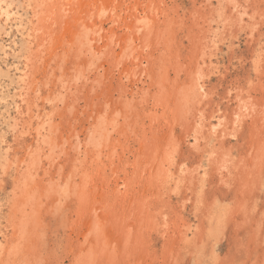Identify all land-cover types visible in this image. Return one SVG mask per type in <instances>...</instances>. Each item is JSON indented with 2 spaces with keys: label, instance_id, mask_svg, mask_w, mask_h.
Returning <instances> with one entry per match:
<instances>
[{
  "label": "bare ground",
  "instance_id": "bare-ground-1",
  "mask_svg": "<svg viewBox=\"0 0 264 264\" xmlns=\"http://www.w3.org/2000/svg\"><path fill=\"white\" fill-rule=\"evenodd\" d=\"M20 1L0 0V37L9 33L3 28L16 14L12 11L13 6L20 4L23 10L30 13L28 24H33L31 38L36 40L33 41L35 54L32 55L34 50L30 52L31 61L29 63L26 59L22 68L19 67L22 58L15 55L13 48V60H18L16 65L6 64V59L0 60V92L7 80L15 85L12 88L16 92L13 107L20 119L13 118L16 138L31 136L35 144L33 149L31 142L25 146V154L20 161L17 160L11 167L8 162V167L2 168L4 172L9 167L15 170L14 188L21 190L8 221L12 223L9 224L12 227L9 249H13L8 250V255L14 256L18 252L16 248L20 245L25 209H37L38 200L54 196L50 201L52 206L61 205L63 201L66 205L74 203L73 209L77 212L74 220L68 219L70 234L68 232L67 237L72 242L70 249L74 247L77 252L73 264H97L100 247L108 257L104 261L106 264H114L111 261L131 264L134 259L143 262L139 256L144 257L151 248V230L164 242V255L169 257V261L177 262L182 252L204 258L203 251L209 244L212 246L210 258L215 259V247L224 237L228 217L234 216L238 210L221 203L219 198L220 201L208 197L204 189L207 182L214 183L218 189L233 188L232 191L239 196L251 197L259 189L255 188V180L263 174L264 13H249L250 0H190L194 7L191 27L195 29L191 38L193 47L191 50L189 47L190 66L186 81L183 80L185 83L177 84L175 82L179 77L174 79V93L170 95L171 91L162 94L167 80L156 78L157 59L154 55L158 50V40L164 37H157L162 19L168 25L167 33H173V26L170 29V25L179 20L178 6H169L176 0ZM241 37L250 48L248 61L253 77L246 79V85L234 86L223 96H217V88L214 92L209 90L206 82L213 76L222 75L216 58L218 47L222 45L232 52ZM167 38L170 40L169 36ZM27 71L31 74L28 75ZM162 71L160 73L165 70ZM161 77L165 78L164 74ZM44 78L46 81H41ZM255 80L259 81L258 87ZM10 87L12 85L5 86L7 90ZM151 89L159 90L157 95H166V98L159 103L157 95L150 93ZM194 92L196 94L192 96ZM213 95L219 100L213 102ZM77 96L80 100L76 99ZM2 101L4 103L6 99L0 98ZM80 101L84 102L82 110L77 108ZM150 101L152 105H161L160 116L156 115L154 108L148 110ZM222 103L226 104V108L221 111ZM49 109H56L54 112L58 121ZM207 111L208 116L205 115ZM167 114L169 116L165 118ZM117 117L122 120L118 121ZM138 118L141 120L139 124H142L141 135L134 137L139 141L138 149H122L117 154L121 138L114 135L120 134L129 140L127 133L134 135L135 125L134 122L129 124V120L139 122ZM248 121L251 126L247 128L249 135L245 156L243 154L234 165V156L225 149V145L237 138L242 125ZM20 126L25 131H20ZM177 128L180 129L179 134L176 133ZM82 136L84 139L81 141ZM5 145L1 137L0 161L6 162L8 149ZM185 145L195 157L191 169L182 162H176L175 155H179ZM58 153L63 156L62 159L59 156L48 162L47 167L53 170L47 171L46 167L43 176L47 179L44 177L38 181L41 158H50ZM126 154H131L130 158ZM104 156L107 161L102 160ZM65 167L68 168V175L62 174ZM180 191L183 194L182 200L179 199L181 203L171 207L172 195ZM187 205L191 208L193 221L182 216ZM21 213L23 217H20ZM169 218L168 226L165 221ZM196 220L198 223L195 225L193 222ZM12 263L19 264L17 261Z\"/></svg>",
  "mask_w": 264,
  "mask_h": 264
},
{
  "label": "rangeland",
  "instance_id": "rangeland-1",
  "mask_svg": "<svg viewBox=\"0 0 264 264\" xmlns=\"http://www.w3.org/2000/svg\"><path fill=\"white\" fill-rule=\"evenodd\" d=\"M184 1L185 0H176V2H174V4H172V5L170 4L169 5L171 8H173L174 6L175 7L178 6L177 9L179 11L178 12V16H177L179 20L176 21L175 23H172L170 25V29L173 26V28L171 30L173 33H171V32L167 33L169 28H168V25L164 23L163 19L161 21V23H163L162 26L157 28V31L160 33L159 35H157V37L159 36V38H160V37L164 36L160 40H158V38L156 37L157 38L156 40H158V45H157L158 46V50L155 51V55H154L155 56L154 58L157 59V67L156 68H157V72L158 73H157V77L156 78L158 79L160 77L159 79L161 81L164 80V79L167 80V83L165 82L163 84V86H165V87H163L164 91H162V94H166L167 92L169 93L170 91H171L169 93L170 95H172L174 93L173 90H174V85L175 84L174 85H172V84L175 82L176 79H178V77H179V79L176 80L175 83H177V84L185 83L186 78H187L186 72L189 70V66H190V58H191V51L190 50L192 49L191 46L193 47V45L191 44L192 43V39L191 38L194 36V30H195L193 27H191L192 26L191 14L194 12V7H193V5H192L190 0H186L185 2ZM243 1H245V0H243ZM189 2H190V4H189ZM20 3H22V0L20 1ZM178 3H180V4H178ZM168 4H169V2H168ZM19 5L20 4L16 3V5L13 6L14 8L12 7L13 8L12 11L16 12V14H14V17H16V18L10 17V19L12 21L9 19L7 21V23H6V26H4L5 28L2 27L5 32H9V33H7L5 35L1 34V37H0V42H1L0 43V51L1 50L2 51L0 53V60L4 61V59H6V62H7L6 64H8V65L12 64L13 66L16 65L17 64L16 61H18V60H13V56L14 55L12 54V51H11V50L14 49L15 55H18L19 58H22V59L19 60V64H20L19 67L22 68L23 65H24L23 63L25 62L26 59H28L27 62L30 63V61H31L30 52L32 50H34L32 52V55L35 54L34 53L35 52V45H34L33 41H36V40L33 37L31 38V36H32V34H31L32 25L33 24H30V25L28 24V22L30 21V13L28 14V12L24 9L26 11L25 12L23 10V7L21 5L20 6ZM248 5L250 6V7H248V12H249V10L251 11L249 13H252V11L255 12V14L264 13V0H250L248 2ZM16 8H18V9H16ZM189 15H190V17H189ZM172 16H174V14ZM181 18H182V20H181ZM10 22H12V24ZM180 22H183V24L181 25ZM15 26H17V27H15ZM22 27L25 28V29H23ZM107 27H106V29H107ZM9 28H10V30H9ZM260 28L262 30L261 32H263V27L260 26ZM165 30H166V32H165ZM182 30H183V34H181ZM184 33L185 34L187 33L186 36L184 35ZM167 36H169L170 40L167 38ZM171 38H172V40H171ZM174 39H176V40H174ZM154 41H153V43H154ZM163 43H167V44H163ZM188 43H190V44H188ZM243 43H244V38L241 37V39H239L238 46L235 47L232 52H230V51L228 52L227 49L224 46H222V45H220L218 47L219 50H217V52H216V58L218 59V61H219L218 63L221 66L220 67V71H221L222 75L213 76V77H211V79L209 81L206 82V86H207V88L209 87L208 88L209 90L211 89V91L213 90V92H214V90L217 88V90H218L217 91V96H220V95L223 96L225 94V92H227L230 88H233L234 86L236 87L237 85L238 86L239 85H241V86L246 85V79L253 77L252 73H251L250 66H249V61H248L249 55H250V48H249V45H247V43H244V44ZM180 44L183 45V46L184 45H186V46L183 47ZM160 45H162V46H160ZM171 45H173V46H171ZM189 47H190V50H189ZM161 49H162V51H161ZM167 50H168V52H167ZM178 50L179 51L181 50V51L179 52ZM175 51H176V53H175ZM160 52L162 53V55H160L161 54ZM163 53H164V55H163ZM183 53H185V54H183ZM221 53H222V55H221ZM230 53H231V55H229ZM3 54H4L5 57L3 56ZM7 54H9V55L7 56ZM165 54L166 55H170V56H168L169 58L166 57ZM175 55L179 56V57L177 58ZM186 55H188V56H186ZM28 56H29V58H28ZM46 56H48V55H45V57ZM238 56H239V58H238ZM171 57H172V59H171ZM173 57H174V59H173ZM235 57H237V58H235ZM229 58L232 59V60H229ZM169 59H170V61H169ZM239 59H240L241 62L239 61ZM162 60H163V62H162ZM242 62H243V64H241ZM165 63H167V64H165ZM170 65H172V66H170ZM164 66L166 68H164ZM176 66L177 67L179 66V68H176ZM171 67H172V69H171ZM3 68L6 69L5 66H3ZM64 69L66 70L67 66L64 65ZM163 69L165 70L164 73H160V72H163L162 71ZM12 72L16 73L14 70ZM28 73H30V72L27 71V74ZM17 74H18V72H17ZM30 74H28V75H30ZM163 74H164L165 78L161 77ZM47 78H48V76L46 77V80H47ZM44 80H45V78L43 80H41V81L45 82L46 80L45 81ZM183 80H185V81H183ZM258 82L256 81V83H257L256 87H258V84H259ZM7 84L8 85H12V87H10L8 90L6 89L7 87L5 88V86ZM14 87H15V85L12 84L10 80L9 81L7 80V82H5L3 84V90L0 92V94L3 92L0 95V98L4 97L6 99V101H4V103H3V101L0 102V136L3 137V140H5V143L7 144L5 146H7L6 148L8 149L7 150L8 151V153H7L8 156H7L6 162H5V160L4 161L3 160L0 161V246L1 247L3 246L2 249L0 250V264H8V263L9 264H13L12 263L13 261H17V263H19V264H73L74 261H75V258H76L75 254L77 252L74 250V247L70 249V247H72V245H71L72 242L70 243V240L68 239L67 236L70 234V229H69L70 223L69 222H70V220H74V218L77 217V212L73 209L75 207L74 203H70V205L69 204L66 205V202L63 201V203H61V205H56V207H55V205L52 206L51 202H52V199L54 198V196H52V197L50 196L49 198L44 197V199H42L41 201L38 200V203L36 205L37 209L35 207L32 208L33 209L32 211H34V212L30 211V208H27L24 211L25 212L24 217H23L22 213L20 214V217H23L22 219L25 221L24 222V227L21 230L23 232H22L21 236L19 237V239H20L19 240V244H20L19 248H21V249H19L17 247L16 251H18V252L17 253L15 252L14 256H12V255L9 256L8 255V253H9L8 250H10V251L13 250L12 248L9 249L10 244H12V237H11V235H12V227L9 226V224L11 225L12 223H11V221L10 222H8V221L11 220V214L13 213V208L15 207V204L17 203V198L19 199L20 193H21V190L19 191V190L14 188V184H13L14 178H13V176L15 177V174H14L15 170L11 169L10 167L12 166V164H15L17 162V160L20 161L24 157L25 146L26 145H28L31 142L30 145H31V147L33 149V147H34L33 144H35V143H33L34 140L32 138H30L31 136L29 137L27 135L26 136L23 135L22 138H18V139L16 138L17 130L13 128V126H14L13 118H16V117L18 118V116H16L17 113H15V109L13 107V101L16 100L15 99L16 97L13 96V95H16V94H14V93H16L15 90L13 91ZM158 91L159 90H157V89H151L150 93L157 95ZM191 93H192V91L190 92V94ZM75 94H77V93H75ZM195 94L196 93L194 92V95H192V96H195ZM170 95H168V96H169V98L172 99L173 97L170 96ZM165 96L166 95H164L162 97L161 94L159 96L157 95L156 96V100L160 103V101H163V98ZM217 96H215V95L212 96L213 102H216V101L219 100V98ZM76 99L80 100V97L77 96ZM80 102H79V105L77 106V108L82 110L84 102L83 101H80ZM222 104L223 105L221 106V111L224 110V108H226V104H224V103H222ZM148 106H150V107H148V110H150L149 108H154L153 110L154 111L156 110V115L160 116V114H161L160 110L162 108L160 104L152 105V101H150L148 103ZM208 108H209V106H208ZM54 111L56 112V109ZM54 111H51V112H52L53 116L55 117V120L58 121V119L55 116L56 114H55ZM71 113H73V112L71 111ZM205 113L204 114L206 116H208L209 112L207 111ZM6 115L8 116V118H7ZM168 116L169 115L167 114V116H164V117L168 118ZM139 119L140 118H138L139 122H136L135 120L132 121V119L129 120V124H132V122H134V124H135L134 127H133L134 135H133V133H130V132L127 133L129 140L127 138L125 139L123 135H120V134L114 135V137L119 136L121 138V140L119 142V144H121V145H120V147L117 146V149H118L117 154H120L122 152V149L123 150L132 149V151L138 149L139 141H138V139L136 140V138H134V137H136V136L139 137L141 135L140 130L142 128L141 127L142 124H139L141 122V120H139ZM121 120H122L121 117L118 118V121H121ZM19 121H20V119H19ZM144 122H145V125L148 126V124H149L148 120H146ZM250 124H251V122L248 121L247 124L242 125V129L240 130L241 132L240 131L238 132L239 136L237 135V138H236L237 140L236 139L232 140L231 142H229L230 144L226 143V145H225V149L230 150L232 152L233 156H234V161H235L234 165H237L239 159L243 157V154L245 156L246 148H247V145H248L247 144L248 135H249V134H247V133H249L248 132L249 129H247V128H249V126H251ZM145 125H143V126L146 127ZM18 128H19L20 131L24 130L21 126L18 127ZM11 130H14L15 132L14 131L11 132ZM175 130H176V133L179 134L180 129L177 128ZM137 131H139V132H137ZM135 132H136V134H135ZM17 137H18V135H17ZM80 138H81L80 139L81 141L84 139L83 136L80 137ZM182 148L183 149L181 150V152H179V155L178 154L175 155L176 162L178 164H181V162H182L185 165L186 168L189 166L188 168L191 169L192 165H194V163H195V160H194L195 157L191 156V152H190L191 150L188 149L187 145L182 146ZM235 148H236V150H235ZM54 155L51 156L50 158H48V157L47 158L45 157V159H44V157L41 158V162L42 163L40 162V165H39L40 174L38 176L39 178H37L38 181H40V179H43L44 177L45 178L47 177V176H43V174L45 173V170H47V169H48L47 171H52L53 170V169L50 168V166L47 167L48 162H51V160L53 158H57V157L59 158V156H61V154H59V153H58V155H55V156ZM126 156L130 158L131 154H126ZM189 156H191V157H189ZM11 157H12V159H11ZM62 157L63 156H61L59 159H62ZM104 157H102V160L103 161H107V160H105L107 158L106 157L104 158ZM235 159H237V160H235ZM57 161H58V159H56L55 163ZM12 162H14V163H12ZM6 163H8V165L10 167L6 168L5 172H4V170H2V168H5L6 166L8 167V165H6ZM62 166H64V163L62 164ZM46 167H47V169H46ZM58 167L60 168L61 166L58 165ZM42 168H44V169H42ZM67 169L68 168L65 167L63 172H62V174H64V175L67 174L68 175V170ZM263 169H264V165L261 168L262 173H263V174L261 173L262 177L259 175L260 177L257 178L260 181L257 182L258 180L257 179L255 180L256 181L255 188H257V189L259 188V189L256 190V192H254L251 195L252 198L251 197H247L246 195H243V197L239 196L234 191H232L233 188L232 189L220 188L221 189L220 190V189H218L219 187H216L214 183H212V185H211V184H209L210 183L209 181L207 182V184H206L204 189L207 191V193H206V191H205V193L208 195V197L216 198L218 201L221 200V203L229 204L230 207L234 208V210H235V208H237V210H238V211H236V214H234V216L228 217L229 220H227V223H226V229H225L224 237L222 238L221 242H219L220 244L218 243V246L219 245L220 246L219 247L218 246L215 247V250H216L215 254H217V257L215 259L213 257L210 258V252L212 251V246L209 244V245L205 246V250L203 251L204 258H198L197 256L194 257V255L190 256L188 254V252H186V253L182 252L180 255H178V261L180 260L179 262L178 261L177 262L169 261L170 260L169 257L167 258L164 255V251H165L163 249L164 242L162 241L160 236L157 235V233L155 234L154 230L153 231L151 230L150 231V234H151V236H150L151 248L147 250L146 254H147V256L149 255L148 257L152 256V258L151 257L148 258V257H146V254H144V257H146V258H144L142 256H139V257L142 258L141 260L143 262H141L139 260H135L134 258H136V257H132L136 262L133 260L130 263L131 264H171V263L172 264H174V263H176V264L177 263L178 264H264V223H263L264 222V213H262V212H264V205H263L264 204V196H263L264 195V170ZM40 176H42V177H40ZM237 177H239V176H237ZM259 184H260V186H259ZM208 185H210V186H208ZM215 187H216V189H215ZM232 193H233V195H232ZM255 193L258 194L257 197H256ZM182 196H183V194H182L181 191L177 195L173 194L172 197H171V201H170L171 207L172 206L176 207L177 205H179L181 203L180 201L182 200ZM237 198H239V199H237ZM179 199H180V201H179ZM230 199H232V200H230ZM237 201H239V203ZM42 204H43L44 207L42 206ZM163 204L166 205L165 203H163ZM240 205H242L241 208H240ZM255 205H256V207H255ZM249 206H251V207H249ZM54 207H55V209H54ZM258 207H260L261 209L258 208ZM37 210H40V211H37ZM243 210H247V211H244L246 213H244ZM30 212L32 213V215H31ZM248 212H249V215H248ZM256 213H258V215H256ZM34 214H37V215L35 216ZM245 214H247V215H245ZM25 216H27V217L25 218ZM32 216H34L35 218H33ZM182 216L185 219L188 218V219L193 221V219H192L193 215H192V211H191V208H190L189 205H187V209L183 212ZM261 216H263V217L261 218ZM68 219H70V220L68 221ZM27 220L29 222H27ZM32 221H34L35 223H30ZM170 221H171L170 218L165 221L168 226H169ZM42 222H43V224H41ZM29 223H30V225H29ZM193 223L196 225L198 222L196 220ZM37 224H38L39 228L37 227ZM243 224H244V226H243ZM42 226H44V227H42ZM7 227H9V228H7ZM30 227H32L33 229L30 228ZM37 231L40 234H38ZM24 232H26V233H24ZM68 232H69V234H67ZM261 233H263V234L259 237V234H261ZM38 236H39V238H38ZM22 241H23V243H22ZM72 241H74V240H72ZM194 242H193V244H195ZM27 247H30L31 249H29V248L27 249ZM100 249L101 250L99 252V258H97V262H98L97 264H102L100 262H103V264H106L105 263L106 262V258H108V257L102 251L103 249L101 247H100ZM4 250H6L7 252L4 251ZM71 251H72L73 255H71ZM69 253H70V255H69ZM16 254H18V255L16 256ZM26 256H28L30 258L28 259V257L26 258ZM103 256H105V257H103ZM10 257H12V258H10ZM35 257H37V258H35ZM69 257H71V258H69ZM24 259H25V261H24ZM43 259H45V260H43ZM152 259H153V261H152ZM194 259H195L196 262L194 261ZM122 261H124V260H122ZM151 261L153 263H150ZM33 262H35V263H33ZM111 263L118 264V263H115V261H111Z\"/></svg>",
  "mask_w": 264,
  "mask_h": 264
}]
</instances>
